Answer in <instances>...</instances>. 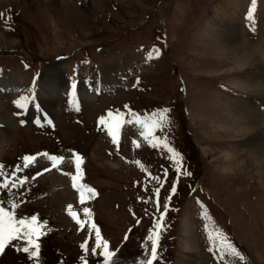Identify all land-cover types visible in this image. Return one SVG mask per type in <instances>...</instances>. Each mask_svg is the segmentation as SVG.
Instances as JSON below:
<instances>
[{"label":"rangeland","instance_id":"rangeland-1","mask_svg":"<svg viewBox=\"0 0 264 264\" xmlns=\"http://www.w3.org/2000/svg\"><path fill=\"white\" fill-rule=\"evenodd\" d=\"M245 1L239 17L241 42L256 65L264 67V0ZM215 3L0 0V73L14 74L16 89L0 92L11 119L9 127L0 124L5 173L0 185H8L0 186V206L17 221L35 216L33 239L39 244L33 258L23 252L28 245L18 237L0 253V264H104V249L96 248L97 230L114 254L110 264L151 259L148 237L154 234L153 264H184L190 252L181 225L185 217L193 230L196 264H237L238 258L223 247L229 243L246 257L239 264H264V190L255 165L244 161L245 150L242 169L226 173L217 157L232 139L210 132L225 114L223 95L244 96L229 80L241 69L218 55L215 40L208 37L206 20L217 13ZM259 21L262 41L256 36ZM246 24L252 37L244 31ZM54 64L62 71V84L41 85L45 67ZM111 66L118 76L112 84L121 81L116 87L102 75ZM94 78L103 82L95 84L96 91L86 83L78 86ZM17 80L23 83L19 94ZM83 85L92 94L89 102L82 99ZM224 86L237 91L235 97L222 91ZM65 89L54 108L45 107V91L58 95L56 90ZM259 92L251 96L258 124L264 121V87ZM21 97H27L24 108L16 104ZM161 109L169 110L171 125L145 139L136 118L150 122ZM117 117L120 127L113 141L109 127H115ZM164 143L180 154L179 165ZM25 157L34 159L25 166ZM52 157L59 159L53 162ZM71 175L79 177L78 187L95 194L85 192L81 203ZM69 210L77 214L75 219Z\"/></svg>","mask_w":264,"mask_h":264},{"label":"bare ground","instance_id":"bare-ground-1","mask_svg":"<svg viewBox=\"0 0 264 264\" xmlns=\"http://www.w3.org/2000/svg\"><path fill=\"white\" fill-rule=\"evenodd\" d=\"M244 4V0H216L214 5H217L218 7L217 13L209 15V21H212L209 22L206 20V24H208V37L211 35L215 40L213 46L217 48L219 52L218 55L227 57L229 60L233 61L239 69H241L240 72L233 74L229 80L230 83H232L237 90L242 91L244 95L241 98L237 97L234 99H227L223 95V102L221 103L220 108L222 109V107H224L225 114L222 113L223 119L215 122L211 126L210 132L214 136H219L218 139H232L231 142L226 140L228 142L227 148L222 149L221 151L223 154H220L217 157L218 161L221 160L222 163H225L223 168L226 173H234V168L237 169L235 172H239L242 169V166L239 167L242 162L241 153L246 150V153H248V159L244 158V161H253L255 165L254 168L256 169V173L258 175L259 185L264 190V121H261L258 124L255 118H252V114L254 115L255 109H253L254 105L251 98V96L260 95L261 93L259 90L264 87L263 83L256 80L257 77L263 82L264 67L261 64L260 66L256 65L255 58L250 52L244 50L241 42L239 34V17ZM57 66L58 65L54 64L45 67L43 72V77L45 78H41V81L42 79L44 80L41 85H44L47 82H50L52 85L57 82V86L60 85V83L62 84V71ZM113 68L114 67L112 66L109 67L108 69L110 71L108 72L106 67V69L102 72V75L105 76L106 81H108L109 84H112L113 81L118 79L115 74L113 75L111 72L113 71ZM257 68L258 72L256 71ZM13 75L5 70L2 72V75H0V92H8L9 94L16 90L13 89L15 87V79ZM57 86L55 84V88ZM64 86L65 85L62 87L63 91ZM82 91L83 100L85 98L86 101L89 102L92 94L90 95L87 92V88L84 85ZM55 93L58 95L45 91V100H43V103L46 108H54V104L60 100L64 92L56 90ZM10 122V115L6 112L4 104L0 99V124H3L2 126L9 127ZM207 129L209 128H206V130ZM230 146L233 147V150L228 149ZM235 175L236 173L233 174L232 178H234ZM67 186H69V184H67ZM64 193L69 195L70 191L66 189L64 190ZM181 225L183 235L185 236L184 243L186 244V249L190 251H187V259L184 261V264H196V260H193L194 254H191L195 252L196 244L193 243V230L187 217L182 219Z\"/></svg>","mask_w":264,"mask_h":264},{"label":"snow or ice","instance_id":"snow-or-ice-1","mask_svg":"<svg viewBox=\"0 0 264 264\" xmlns=\"http://www.w3.org/2000/svg\"><path fill=\"white\" fill-rule=\"evenodd\" d=\"M248 19L249 20L252 19V9H250L249 11ZM26 102H27V97H21L20 100L16 101V104L18 107L24 108ZM168 113H169L168 109H161L158 112L152 114V117L150 118V122L149 120H140L139 117L136 118V122L141 124L144 129L143 135L145 139L152 137L154 131L156 130L163 131L166 127L171 125L172 121ZM109 115L111 116V113ZM100 122L103 124L105 121L103 118H101ZM119 127H120V121L119 118L117 117L115 127H111V126L109 127V133L110 135H112L113 141L116 140V130L119 129ZM155 146L156 144H153V147ZM164 147L167 148V151L172 154V158H175L177 165H179L180 159H178V157L180 154L174 148L169 147L168 143H164ZM33 159H34L33 157H25L24 158L25 166H27L28 161ZM51 159L53 160V162H55L59 158L52 157ZM75 159H76V170L77 172H79L81 158L79 156H76ZM137 163L139 162L137 161ZM3 168L4 166L0 165V176L5 175ZM78 179H79L78 176H72L74 188L77 187ZM0 186L7 188L8 185L7 183H4ZM78 190L80 192L81 203L84 202L85 192L91 193L92 195L95 194L93 189L87 188L84 185H79ZM171 191L175 193L176 191L175 186L172 187ZM156 196H159V189L156 190ZM157 204L159 205V201H157ZM164 207L166 208L167 205L165 204ZM69 209H71V206H69ZM69 214L72 215L74 219L77 216V214L72 212L71 210H69ZM84 214L85 216L91 215L89 209L87 208L84 209ZM162 218L163 216H161V219ZM77 223L83 226L80 220H77ZM36 224H37V218L35 216L31 217L30 220L20 219L19 221H17L11 212L5 211L4 207L0 206V253H3L5 251L6 246L9 245L12 241L16 240L18 237H22L28 245L27 247H23L22 249L23 252L28 253L33 258L37 257L39 252V244L36 243V241L33 239V237L36 236L38 232V228L36 227ZM91 227L95 229L96 226L95 224H92ZM157 227H160L159 223L157 224ZM154 236L155 234L150 235L148 237V239L151 241V247H150L151 259H147L143 261L142 264H153V261L156 259L157 243H156V238H154ZM95 243H96V248L103 247L104 249L103 252L105 258L104 264H110V260L114 254L108 250V243L106 241L101 240L100 233L98 230L96 231ZM82 247H84V245H82ZM223 247L228 254H230L235 258H238L237 264H239L240 261L246 260V257L242 255L241 252L238 251L237 248L234 247L232 244L229 243L223 245ZM30 248H34L35 250L30 251Z\"/></svg>","mask_w":264,"mask_h":264}]
</instances>
